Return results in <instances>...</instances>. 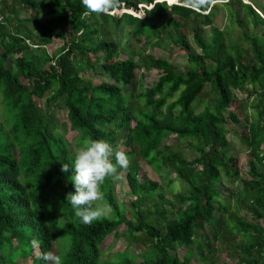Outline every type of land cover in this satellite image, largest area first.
Listing matches in <instances>:
<instances>
[{
	"label": "trees",
	"instance_id": "trees-1",
	"mask_svg": "<svg viewBox=\"0 0 264 264\" xmlns=\"http://www.w3.org/2000/svg\"><path fill=\"white\" fill-rule=\"evenodd\" d=\"M249 2L120 0L112 16L86 14L82 0H0V264H16V254L45 264L50 251L63 264H216L218 254L264 264V10ZM140 4L142 17L126 12ZM216 5L226 13L222 30L210 28ZM14 10L27 17L12 23ZM125 37L174 44L185 65L143 53L122 59ZM96 65L107 81L86 80L76 67ZM150 70L159 74L144 86L141 71ZM238 94L252 98L251 115L231 108ZM40 100L63 113L70 141ZM232 132L246 152L242 175ZM90 139L123 150L131 164L101 187L109 215L84 224L68 197L75 154ZM138 161L157 179L141 175ZM170 175L180 186L166 198L159 181L168 187ZM122 184L132 200L114 198ZM119 236L122 251L110 243Z\"/></svg>",
	"mask_w": 264,
	"mask_h": 264
},
{
	"label": "rangeland",
	"instance_id": "rangeland-1",
	"mask_svg": "<svg viewBox=\"0 0 264 264\" xmlns=\"http://www.w3.org/2000/svg\"><path fill=\"white\" fill-rule=\"evenodd\" d=\"M136 1V0H133ZM140 1V0H137ZM165 2L169 5L172 3H175L176 0H165ZM214 3V2H213ZM212 4V3H211ZM210 4V5H211ZM250 5H252L253 7H255V12H257L261 17H263V13L262 10H264V0H250L249 2ZM144 6L142 4L138 5V11L133 12L132 10H125L126 12H132L133 15L137 16V17H142V10L141 8H143ZM216 10L217 12L215 13V15L213 16V22L211 24L210 28H213L215 30H222L225 27L226 24V13L223 10L222 6L216 5ZM110 14L112 16H116L117 12L116 11H111ZM27 17V14L20 12L19 10H14L12 12V14H9V19L12 21V23L14 22L16 24V21H23L25 18ZM1 22V20H0ZM249 29L250 27L247 26ZM20 30L23 32H27L30 34H34L33 32V28L32 25L29 23H22L20 25ZM206 31H208V28H205ZM251 33V30H250ZM118 37V36H117ZM122 39V38H121ZM124 41L123 44L121 43L120 46H124L125 50H123V52H120L119 56L122 59H126V58H131L132 60L136 61V59L139 57L140 53L143 54H148L149 56H152L153 58L155 57H159L162 59H165L169 62V64L174 65L177 69H182L184 67V56H183V52L178 50V48L173 44H169L168 46L165 45L163 47H159V48H155L153 47L151 44H147L144 42H137L132 38L129 37H125L123 38ZM56 47L61 46V43L55 42ZM47 48L49 49V51L51 50V48H49L47 46ZM165 49V50H164ZM48 51V52H49ZM166 53H170V55H165L164 52ZM168 57V58H167ZM80 76L86 80H90L94 83H99L102 81H107L108 80V76H106L104 73H102L101 71V67L99 65H96L94 67V70H88V69H84L81 68L79 66H76ZM144 75V78L142 80V83L144 86H150L154 83V80L156 79V77L158 76L159 72H157L156 70H150L148 72H143L141 71ZM237 98L233 99L231 102V108L232 109H237L238 106H241L242 109L238 110L236 113L238 115L239 118H243V116L246 115H251L253 113V110L249 107V103L251 101L252 98L245 100L244 94H238L236 96ZM37 104L40 106V109L43 113L45 114H52V118L54 119L53 121L56 122V124H58V126L60 127V131H61V135L63 136V138L67 141H70L74 135L73 132L69 131L68 129V124L67 122L64 120V117H62L63 113L59 110L57 111L55 109V106H53L52 108H46L45 104L43 102V100H40L39 102L37 101ZM201 108L199 107L197 109V111H199ZM242 122V119H241ZM243 124V122H242ZM242 124L238 125L237 128H234L236 131H238L239 129L243 130ZM237 132H232V134H228L227 135V139H228V144H229V148L231 150L232 153L237 154L238 157V168L240 170L241 175L243 174V172L246 170V152L244 151L243 147L240 145V143L237 140ZM169 141H166V144H168ZM74 151H77L74 149ZM138 166L140 167V174H145L147 178H151L152 180H156V176L154 175V173H152L151 171L148 170V168L144 165L143 161H138ZM144 175V177H145ZM166 180L167 179H161L159 181V188L164 192V194L166 195V198H169L170 194L173 193L174 191L179 189V184L177 183V181L174 180L173 175L169 176V184L168 187H166ZM223 181L225 182V179H223ZM222 191V193H226L225 189H223L222 187H219ZM126 190V186H124V184H122V186H115L114 189V198L116 200H120V201H128V200H132L133 198L129 195L125 193ZM103 207L101 202L98 201L96 204L93 205V207ZM207 230V227H204V231ZM111 246L113 250H119L122 251L124 249L125 246V242L123 240V238L121 236L112 239L111 240ZM145 247H143L144 249ZM146 249V248H145ZM144 249V250H145ZM132 252L134 254H137L138 251L137 250H132ZM171 254H173L172 252H169ZM176 254L179 258H181L184 254V249H179L178 251H176ZM16 256L18 257L16 260V264H30V260L27 258H20V255L16 254ZM139 259V257H138ZM137 259V260H138ZM216 264H234L233 262H229L226 257L223 254H218L216 256ZM181 260V259H180ZM188 264H203L201 262H199L197 259L192 258Z\"/></svg>",
	"mask_w": 264,
	"mask_h": 264
},
{
	"label": "clouds",
	"instance_id": "clouds-1",
	"mask_svg": "<svg viewBox=\"0 0 264 264\" xmlns=\"http://www.w3.org/2000/svg\"><path fill=\"white\" fill-rule=\"evenodd\" d=\"M120 0H82L87 13L109 14L119 6ZM194 5H205L210 0H192ZM114 157V162H113ZM131 164L130 158L123 150H114L113 146L106 140H87L76 152L74 159V172L72 182L75 192L68 197L74 215L82 220L84 224H91L94 220L107 217L111 212L110 205L93 207L98 201L104 199L101 190L105 180L122 178V170H127ZM67 164H62L61 171H69ZM33 247L37 241H32ZM41 258L45 264H63L60 255L54 252L42 253Z\"/></svg>",
	"mask_w": 264,
	"mask_h": 264
},
{
	"label": "built area",
	"instance_id": "built-area-1",
	"mask_svg": "<svg viewBox=\"0 0 264 264\" xmlns=\"http://www.w3.org/2000/svg\"><path fill=\"white\" fill-rule=\"evenodd\" d=\"M0 20H1V17H0Z\"/></svg>",
	"mask_w": 264,
	"mask_h": 264
}]
</instances>
